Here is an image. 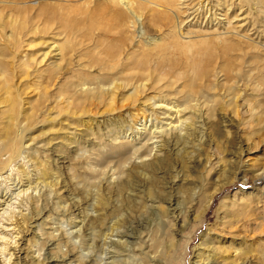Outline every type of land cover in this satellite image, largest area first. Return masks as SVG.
I'll return each instance as SVG.
<instances>
[{
  "label": "bare ground",
  "instance_id": "bare-ground-1",
  "mask_svg": "<svg viewBox=\"0 0 264 264\" xmlns=\"http://www.w3.org/2000/svg\"><path fill=\"white\" fill-rule=\"evenodd\" d=\"M49 1L0 0V264H93L81 252L107 245L114 264H185L183 231L193 235L237 180L263 187L218 200V224L200 234L191 264H264V166L248 164L264 141V42L232 23L246 6L264 37V0ZM160 24L166 33L145 42ZM95 117L106 127L94 134ZM68 146L88 206L61 237L51 225L62 191L46 152ZM110 160L117 167L103 168ZM184 166L203 170L188 203L150 195L158 179L171 190ZM103 190L123 198L110 207ZM127 201L147 213L123 231Z\"/></svg>",
  "mask_w": 264,
  "mask_h": 264
},
{
  "label": "rangeland",
  "instance_id": "rangeland-1",
  "mask_svg": "<svg viewBox=\"0 0 264 264\" xmlns=\"http://www.w3.org/2000/svg\"><path fill=\"white\" fill-rule=\"evenodd\" d=\"M49 2H53V1H47V0H34V2H33V5L35 6V7H38L39 5H41V4H45V3H49ZM236 7V8H235ZM235 7H233L232 9H231V11L228 13L229 14V19L230 18H232L234 15H236V16H238L239 14H240V11L242 10L243 12H244V15H242L241 17H237V19H235V20H233V26L234 25H243L242 27H241V29H243V30H241V34L244 32V31H247V33H249L250 34V38H255V41H261V43H263L264 42V37H261L260 39H258L260 36H261V34H259V32L257 31V30H259L260 31V25H257L255 22V24L253 23V21H256V20H254V16L251 14V15H249L248 13V8H246V6L245 7H243L240 11L239 10H237L238 9V7L237 6H235ZM245 9H247V10H245ZM233 12V13H232ZM231 13V14H230ZM239 13V14H238ZM245 13L246 14H248V17L246 18V23L245 22H242V21H240V19L242 18V17H244L245 16ZM239 20V21H238ZM240 22V23H239ZM243 23V24H242ZM250 23V24H249ZM248 25H249V27H248ZM253 25H257L256 27H257V29L253 26ZM165 28V26L162 24H160L159 26H157L156 28H154V29H149L148 30V39L145 41V42H147L149 39H150V36L151 37H156V38H161L162 36H163V34H165L166 32H165V30H166V28ZM255 28V29H254ZM247 29V30H246ZM160 30H162L161 32H160ZM184 30H185V28H184ZM183 30V31H184ZM239 30V29H238ZM243 31V32H242ZM256 31V32H255ZM252 32V33H251ZM246 33V32H245ZM253 34V35H252ZM248 35V34H247ZM255 35V36H254ZM258 35V36H257ZM249 36V35H248ZM257 37V38H256ZM37 49H39V47H37V48H32L31 50V52H33V51H35V50H37ZM120 113V112H119ZM115 116H114V120H113V122H114V125H123L122 123L123 122H125L124 120H123V117H119V118H117L119 115H118V113H115L114 114ZM105 117V116H104ZM104 117L102 118V119H98L97 117H95L94 119H93V126L91 125V127H92V129H93V132L95 131V129H96V131L94 132V134L97 132H101L102 130L104 131V128L106 127L103 123H101V124H99V123H97V122H99L100 120H103L104 121ZM112 118V117H111ZM119 120H117V119ZM122 118V119H121ZM113 122H112V125H113ZM122 122V123H121ZM117 123V124H116ZM95 124V125H94ZM94 127V128H93ZM97 127L98 128H100L99 129V131L97 130ZM232 130V129H231ZM91 139V138H90ZM71 147V146H70ZM69 146L68 147H59V149L57 150V152H55V153H53V152H50V150H49V152L47 153L46 152V154H47V157H46V164L48 165L49 164V167L47 166V169H48V171H50V172H52V173H55L56 175H55V178H56V181L55 182H57V185H56V189H58L59 188V190L60 191H62L61 193H60V196H61V199H60V201H59V205H60V207H61V209H63V211H61V210H59L57 213H53V215H52V213H50L51 215H52V219H53V217H54V219L52 220V227H54L53 229L55 230V235H57V236H64V237H66L65 235H67V233L68 232H70V231H72V230H75L76 228H74L73 227V223L71 222V220H70V217H73V218H75V222L76 221H80V220H82V217H83V213L85 214L86 213V210H84V209H86L87 208V204L85 203V200H84V197H83V195L81 196V194H80V192H79V190L75 187V185H72V184H75V182H77L75 179H71L70 178V176H69V170H70V168H71V165H69V163L70 162H68V164H67V161H68V157L71 155L70 154V150L72 149V147L70 148ZM92 147V146H91ZM67 148V149H66ZM62 150V151H61ZM60 152V153H59ZM63 155V156H62ZM57 156V157H56ZM66 157V158H65ZM248 157H249V160L250 161H248V164H253V165H255L257 168H259V167H261V166H264V141H261L259 144H258V146L255 148V149H253V150H251L250 152H249V155H248ZM56 159V160H55ZM61 159V160H60ZM49 161V162H48ZM64 162V163H63ZM112 161L110 160L109 162H107V163H105V164H103L102 165V167L103 168H112V169H114V168H116L117 167V162L114 160L112 163H111ZM181 161L179 160V162H177L178 164H181L180 163ZM109 163H111V166H110V164ZM116 164V165H115ZM110 166V167H109ZM182 170H183V173L184 174H182L183 176L182 177H180L179 178V181L177 180L176 181V183H175V185L173 186V188L170 190L168 187L170 186L169 184H167L166 182H165V180H163V179H158V182L155 184V185H152L151 187H150V195L152 196V197H154V196H157L158 198H159V201L160 202H162V204H164L165 203V200H167L168 199V196H172L171 197V199H173V200H177V199H179L178 201H184V204L185 203H188L189 201H188V199H189V193H192V189H193V186L196 184V183H198L199 181H197L198 180V178H199V172H201L202 173V171L203 170H201V168H199V170H197V171H192V173L190 172V169L188 168V167H186V166H184L183 168H182ZM197 176V178H196V176ZM228 175V174H227ZM226 175V176H227ZM164 177V176H163ZM249 177V176H248ZM69 178V179H68ZM183 178V179H182ZM240 178V177H239ZM185 179V180H184ZM189 179V180H188ZM71 180H73V181H71ZM196 180V181H195ZM185 181V182H184ZM194 181V182H193ZM226 181V180H225ZM71 182V183H70ZM184 182V183H183ZM192 182L194 183V184H192ZM166 183V184H165ZM191 183V184H190ZM10 184L11 185H13V186H15V181H10ZM183 184V185H182ZM251 184V182H249V185ZM168 187H167V186ZM230 184H227L226 186H225V188H224V190L215 198V202H214V204L212 205V207L209 209V211H208V213H207V215L205 216V218H204V220L202 221V223L201 224H194V225H192V230H193V235H191V230L190 229H187V230H185V231H183V234L181 235L182 236V238L183 239H181V241H180V243H179V247H178V249H177V252H176V256L177 257H182V256H185L184 257V263L185 264H191V262H192V257H193V252H194V247L199 243V236H200V234L205 230V228L206 227H209V226H213V225H217L218 223V221H217V214L215 213V209H216V207H217V204H218V200H220L221 198H223L224 196H232L235 192H237V190H240V189H243L242 187H241V182L240 181H235L234 182V184H231L230 186H229ZM74 186V187H73ZM104 186H105V184H104ZM5 186L3 185V184H0V194H2V193H4V188ZM72 187H73V189H72ZM138 187H140V185H137L136 186V188L135 189H137ZM174 187H175V189H174ZM263 187V184H257V185H255V184H253V186H251V188H250V186H249V188H246V189H243L242 191H246V190H249V189H252L253 191L254 190H256V189H258V188H262ZM75 188L78 190H75ZM13 189H15L14 187H13ZM169 189V190H168ZM176 189H178V190H176ZM129 190H134V187H132V185L129 187ZM168 190V191H167ZM64 191V192H63ZM176 191V192H175ZM79 192V193H78ZM167 192H171V193H167ZM34 193V192H33ZM135 193V190H134V192H133V194ZM176 193V194H175ZM179 193V194H178ZM66 196V197H65ZM102 196L107 200V202H108V204H109V206L110 207H114L115 205H116V203H117V201H118V198L119 197H117V196H113V194L111 193V192H109V193H107V191L106 190H103L102 191ZM123 196V195H122ZM122 196H120V198H119V200H121V198H123ZM174 197V198H173ZM71 200H70V199ZM50 200H52V199H50ZM75 200V201H74ZM53 201V200H52ZM73 201V202H72ZM76 203V204H75ZM85 203V204H84ZM127 204L125 205V204H123L122 205V203H121V205H122V207L124 206L125 207V209H123L122 208V210L123 211H121V219H122V222H121V227H123L122 228V230L124 231L126 228H128V226L129 227H134V223H141V221L143 220V219H145V217H146V210L145 209H143L142 210V208H141V206L139 207V208H137L136 206H134L135 207V209H132V208H134V207H131L132 206V202H126ZM87 205V206H86ZM109 206H108V208H109ZM130 207V208H128V207ZM165 206H166V204H165ZM186 206V205H185ZM187 207V206H186ZM65 208V209H64ZM127 208V209H126ZM141 208V209H140ZM166 208V207H165ZM132 211V212H130V216L128 215V213L126 212V211ZM139 209H140V211H143L144 212V214H143V212L141 213H139L138 214V212H139ZM85 212H84V211ZM61 211V212H60ZM72 211V212H71ZM125 211V212H124ZM138 211V212H137ZM65 212V213H64ZM69 212V213H68ZM88 212V211H87ZM111 212H112V209H111ZM60 213H63V214H60ZM189 213H191V212H189ZM56 214V215H55ZM128 215V216H127ZM144 215V216H143ZM111 216L112 217H115V213L114 212H112L111 213ZM123 216V217H122ZM56 217V218H55ZM78 217V218H77ZM70 220V221H69ZM129 222V223H128ZM78 224V223H77ZM123 224V225H122ZM132 224V225H131ZM131 229V228H130ZM129 229V230H130ZM196 230V231H195ZM189 232V233H188ZM257 233H259L258 231H257ZM64 234V235H63ZM132 234V233H131ZM68 236V235H67ZM186 236H190V239H191V242L189 243V245H188V248H184V246H185V240H184V237H186ZM245 236L247 237V238H251V239H253L252 241H254V240H256L257 239V234H255V232H252L251 234H250V231L249 232H247V233H245ZM261 236V235H260ZM113 238V239H112ZM111 239L112 240H115V239H117L116 237H112ZM125 239H127V238H125ZM179 239V238H178ZM127 241L129 242V243H132L133 242V240L132 239H127ZM249 241H251V240H249ZM75 243H76V245H77V241L75 240ZM40 245V244H39ZM39 245H37V247H38V249H40V247H39ZM131 246L132 245H128V247H129V250H130V248H131ZM108 247V245L107 246H103V247H101V248H98V251L97 250H95V252H93V253H88L87 254V251L85 250V251H83V252H81L84 256H86V258H88L89 260H92V263L93 264H110L112 261H117V260H115V259H117L116 257H114V255H113V253L111 254L110 252H109V250L112 248V247H110L109 249L107 248ZM36 249V248H35ZM45 249V250H44ZM62 249V252L63 253H65V251L67 250L66 249V247H63V248H61ZM131 251H132V249H131ZM48 250L46 249V246L45 247H43L42 248V251H40V256H41V258H43V257H45V256H47L48 254ZM102 254V255H101ZM129 255H131V254H129ZM93 256V257H92ZM160 256V255H159ZM91 258V259H90ZM93 258V259H92ZM121 259H123V258H125V256L124 257H120ZM127 258V257H126ZM87 259V260H88ZM129 260H130V257H129ZM176 260V261H175ZM174 260V262H173V264H181L180 262H178L177 260V258ZM111 261V262H110ZM176 262V263H175ZM116 263V262H115ZM111 264H114V263H111Z\"/></svg>",
  "mask_w": 264,
  "mask_h": 264
}]
</instances>
